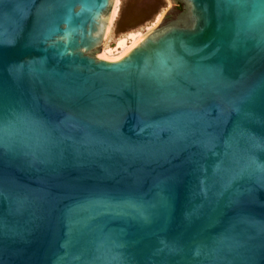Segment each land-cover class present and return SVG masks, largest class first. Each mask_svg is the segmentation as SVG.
I'll use <instances>...</instances> for the list:
<instances>
[{"label": "water", "instance_id": "95a60500", "mask_svg": "<svg viewBox=\"0 0 264 264\" xmlns=\"http://www.w3.org/2000/svg\"><path fill=\"white\" fill-rule=\"evenodd\" d=\"M170 2L0 0V264H264V0Z\"/></svg>", "mask_w": 264, "mask_h": 264}, {"label": "rangeland", "instance_id": "374dc122", "mask_svg": "<svg viewBox=\"0 0 264 264\" xmlns=\"http://www.w3.org/2000/svg\"><path fill=\"white\" fill-rule=\"evenodd\" d=\"M117 6L119 12L113 19L108 42L103 50L105 58L108 56L114 59L121 55L122 40H127L131 45L132 36L138 38L157 27L172 4L170 0H118Z\"/></svg>", "mask_w": 264, "mask_h": 264}, {"label": "bare ground", "instance_id": "6f19581e", "mask_svg": "<svg viewBox=\"0 0 264 264\" xmlns=\"http://www.w3.org/2000/svg\"><path fill=\"white\" fill-rule=\"evenodd\" d=\"M118 12H119V8H118V6H116V10H115V14H114V18H116L117 17V15H118ZM161 21V20H160ZM159 21V22H160ZM144 35L142 34V35H140V37H135V36H132L133 37V40H132V42H131V45L129 44V42H127V40H122V42H121V47H122V52H121V55H123L125 52H127L135 43H137L142 37H143ZM108 42V41H107ZM118 50V49H117ZM109 53V52H108ZM110 54V53H109ZM112 54V53H111ZM120 55V56H121ZM107 59H111V58H109L108 56L106 57ZM114 59H116V58H114ZM112 60V59H111Z\"/></svg>", "mask_w": 264, "mask_h": 264}]
</instances>
